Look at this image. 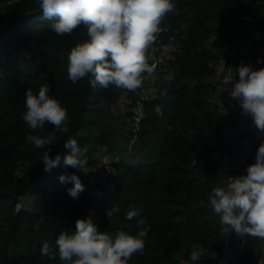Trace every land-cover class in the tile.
Instances as JSON below:
<instances>
[{"label":"trees","instance_id":"trees-1","mask_svg":"<svg viewBox=\"0 0 264 264\" xmlns=\"http://www.w3.org/2000/svg\"><path fill=\"white\" fill-rule=\"evenodd\" d=\"M49 23L35 0H0V264H59L58 258L41 256L42 242L54 248L60 232L73 231L76 219L86 216L107 233L135 235L138 220L147 222L151 230L144 250L128 264H191L190 252L198 245L217 254L202 257L201 264H254L255 250L264 239L223 232L208 203L211 190L224 184V159L234 152L225 130L230 113L224 98L233 100L229 90L219 92L210 82L213 61L229 56L214 52L209 40L217 35L234 49L249 44L264 48V0H175L174 10L161 23L165 31L154 43L169 47L159 67L164 92L158 88V94L143 102L138 124L133 93L123 114L110 113L122 95L120 88L93 89L87 78L75 84L67 79V54L87 35L78 26L72 34L58 36ZM45 83L49 96L67 110L68 133L47 123L31 132L22 118L25 90L36 92ZM102 114L107 119L102 138L91 140L86 135L104 123ZM116 116H129L130 125L113 120ZM50 132H55L50 157H63V143L72 138L88 165L101 150L115 158L113 142L122 134L129 138L113 161L111 181L88 185L82 173L62 163L44 171L40 159L45 149L25 139ZM136 144L144 149L142 154L133 152ZM61 174H75L85 186L77 199L67 192L72 182L59 181ZM33 195L44 196L46 203L30 199ZM51 199L61 213L53 211ZM112 207L119 211L109 219L106 210ZM130 210L139 216L127 220Z\"/></svg>","mask_w":264,"mask_h":264},{"label":"clouds","instance_id":"clouds-1","mask_svg":"<svg viewBox=\"0 0 264 264\" xmlns=\"http://www.w3.org/2000/svg\"><path fill=\"white\" fill-rule=\"evenodd\" d=\"M43 16L50 20L48 27L58 36L70 35L82 26L87 39L76 44L67 54L65 71L73 84L87 78L89 85L107 89L110 86L129 92L140 88L145 74L154 72L146 52L156 39L165 16L175 8V0H35ZM168 47V46H167ZM169 48V47H168ZM258 64L264 59L257 58ZM238 80L229 77V96L239 103L241 114L250 116L256 129L264 133V67L241 64L235 69ZM45 83L38 91L24 92L23 120L31 132L46 123L62 133H68L67 110L54 97ZM148 98L142 99V103ZM144 116V104H143ZM143 118V117H142ZM142 120V119H141ZM141 122V121H140ZM55 132L45 136L28 134L25 142L36 149H45L40 161L45 172L61 163L81 168V148L76 139L63 143V157L49 156ZM246 174L229 177L222 186L214 187L208 197L211 211L218 216L225 233L239 237L264 239V141L256 149L254 162L247 165ZM60 182L71 181L68 195L77 199L85 190L80 179L72 174L58 176ZM21 208L17 205V211ZM119 211L106 210L110 219ZM139 216L136 210L125 214L127 220ZM144 219L138 220L139 231L132 235L123 230L107 233L98 230L90 216L77 218L74 230L62 231L55 238V247L42 242L41 256L59 264H128L136 253H142L145 238L151 230ZM214 251L198 245L191 252V264H201V258H215Z\"/></svg>","mask_w":264,"mask_h":264},{"label":"rangeland","instance_id":"rangeland-1","mask_svg":"<svg viewBox=\"0 0 264 264\" xmlns=\"http://www.w3.org/2000/svg\"><path fill=\"white\" fill-rule=\"evenodd\" d=\"M7 1H8V3L11 2V0H7ZM40 18L41 17H37L36 19L40 20ZM164 28L162 26L161 29H164ZM157 35H159V33L156 34V37H157ZM216 37H217V35L210 37L209 47L215 49L214 52H216V50L224 51L223 53L226 56H229V60H228L229 62H231L237 66H239L241 64H244V65L250 64L251 66H254L256 69H258L262 65V64L257 63L258 57L263 59L262 55L260 54V52L262 51V48L258 49L256 47H252V44H249L247 47L234 49V47L232 45H228V43L225 44V43H223V41H218L216 39ZM247 42H252V41L248 40ZM154 43H155V41L153 42V44L149 47V49L146 52V56H147L149 64H150L149 55L151 54V50L153 48H155L156 45H160V43H157V44H154ZM170 47H172V46L170 45ZM159 73H160L159 67H154L153 73L145 74L144 82L140 88H138L137 90L132 91V92L121 89L122 95L119 98V102H117V104L111 108L110 113L118 111L117 113L123 114L125 109H126L125 103L130 100L128 98L130 97L131 93H133V96H135L138 99H145V98H148L152 95L158 94L159 89L164 92V87L166 84H165V82L164 83L160 82L162 79L159 78ZM155 78H156V81H155ZM154 81H155V83H154ZM150 88H152V89L150 90ZM224 109H225V111H228L230 113L229 119L231 120V122H230V124L227 125L225 130H226L227 136L230 138L231 145L234 148V152L231 153L233 155H229V157L238 155L241 158L244 155H247L249 153L251 156L249 158H246V160L250 161V160L254 159L256 149L258 146L255 143H253L251 141V139L248 137V134L246 132L247 117L243 116L241 114V109H240L238 101H236V100L231 101L230 99H226V101L224 103ZM238 109H239V111H237ZM102 116L105 118V116L103 114H102ZM226 118H227V115H226ZM119 119L120 120L122 119L123 121H127L128 124L130 125L131 119L129 116H126V117L125 116H116L113 120H119ZM106 121H107V119L104 121V123L101 126L99 124L98 126L94 127L93 130H91L90 135H86V134H88L87 131L85 132V135L89 136L91 140H93L92 138L95 139V138H98L99 136H101L100 133H104ZM131 129H132V127H131ZM101 138H98V139L101 140ZM128 138H129L128 135L122 134V136L118 140L113 142L115 145V153L116 154H114V155L112 154V155L115 158L110 157L108 154H103L102 150H101L95 154L97 161L94 162V164L88 165L86 160L84 161V159H86V157H87L86 154L81 152V168H75V169L84 175L85 181L88 185H92L96 182H103V181L105 182L108 180L111 181V179L114 175L113 174V163H114L113 161H114V159H116V157L118 155V151H120L122 149V147L126 144ZM100 140H98V141L100 142ZM130 144H131V142H129V145ZM98 145L100 147H105V146L100 145V144H98ZM108 147H109V145H108ZM143 150L144 149L139 144H136L133 147V152H135L136 154H142ZM100 164L103 165V167L99 168ZM69 169H67V170H69ZM30 199H35V200L39 201L40 203H46L44 201V196H42V195H33L30 197ZM52 201H53V199H51V203H52L51 206H52L53 211L56 213H61L62 212L61 207L56 203L55 200L53 202ZM229 259H230V256H227L225 258V260L227 262L229 261ZM219 262L220 261H218L217 263H219Z\"/></svg>","mask_w":264,"mask_h":264},{"label":"built area","instance_id":"built-area-1","mask_svg":"<svg viewBox=\"0 0 264 264\" xmlns=\"http://www.w3.org/2000/svg\"><path fill=\"white\" fill-rule=\"evenodd\" d=\"M165 31L162 29L159 33ZM168 47L165 44H161L156 46L151 50V54L149 55V59L151 65L154 67H160L164 65L165 60L168 57ZM264 59V48L260 52ZM237 65L229 62L225 56H220L219 58L213 61V75L210 79L211 84L219 91L229 90L231 89V84L229 83V77L235 78L238 80V75L235 76V69ZM255 68L254 66H252ZM264 67L262 64L259 68ZM258 68V69H259ZM256 69V68H255ZM224 99H229L228 97ZM132 111L134 112V122L138 124L143 117V103L142 99L136 98L135 106H133ZM247 127L246 132L248 137L251 139L253 143L257 146L264 141V133L259 132L256 127L252 123V119L250 116H247ZM249 157L251 156L248 153ZM254 159L247 161L246 158H240L239 156H231L226 157L224 159L223 165V182L225 183L227 178L229 177H237L240 175H245L246 166L253 163ZM227 262V261H226ZM254 264H264V242L260 244V246L255 250Z\"/></svg>","mask_w":264,"mask_h":264},{"label":"crops","instance_id":"crops-1","mask_svg":"<svg viewBox=\"0 0 264 264\" xmlns=\"http://www.w3.org/2000/svg\"><path fill=\"white\" fill-rule=\"evenodd\" d=\"M152 88H150V90H151ZM237 111H239V109L237 110ZM236 111V112H237ZM229 119V118H228ZM230 122H231V120L229 119L228 120V124H230ZM236 156H238V155H236ZM241 158H249V155L247 154V155H244L243 157H241Z\"/></svg>","mask_w":264,"mask_h":264}]
</instances>
